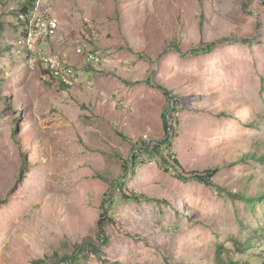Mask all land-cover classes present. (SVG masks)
I'll list each match as a JSON object with an SVG mask.
<instances>
[{
  "label": "rangeland",
  "instance_id": "rangeland-1",
  "mask_svg": "<svg viewBox=\"0 0 264 264\" xmlns=\"http://www.w3.org/2000/svg\"><path fill=\"white\" fill-rule=\"evenodd\" d=\"M28 1L0 0V264H264V0H39L27 40Z\"/></svg>",
  "mask_w": 264,
  "mask_h": 264
},
{
  "label": "trees",
  "instance_id": "trees-1",
  "mask_svg": "<svg viewBox=\"0 0 264 264\" xmlns=\"http://www.w3.org/2000/svg\"><path fill=\"white\" fill-rule=\"evenodd\" d=\"M39 0H29L28 3H24L21 4L19 7V11H20V15L22 16L23 20L22 22L24 23L23 26V32H21V35H23L24 39H29L32 36V33H36L38 29H40L39 23H32V11L36 10V6L38 4ZM247 7V5H246ZM45 24V23H44ZM34 36V35H33ZM215 46L211 47V49H208L207 52H210L209 50H212ZM205 50H203L204 52ZM205 53V52H204ZM167 95H169L168 92H166ZM168 116H165V127H166V132L167 135H169V133L172 130V126L170 124V121L168 120ZM157 150V149H156ZM137 159V157H136ZM134 161V160H133ZM175 167H178L179 169L182 170V167L179 163V161L175 160L174 161ZM182 172V175H180V178H182V180H187V177H184V172ZM219 173V171H213V172H206V173H191L189 176L190 179L195 180L199 183H203L207 186H214V183L212 182L213 177H215L217 174ZM184 175V176H183ZM138 199V197H137ZM262 200H264V197L261 198ZM104 217H107V213L104 214ZM102 221V220H101ZM229 264H233V263H229Z\"/></svg>",
  "mask_w": 264,
  "mask_h": 264
},
{
  "label": "built area",
  "instance_id": "built-area-1",
  "mask_svg": "<svg viewBox=\"0 0 264 264\" xmlns=\"http://www.w3.org/2000/svg\"><path fill=\"white\" fill-rule=\"evenodd\" d=\"M38 26H40V28L43 26L45 31L52 32L56 28V23L42 24Z\"/></svg>",
  "mask_w": 264,
  "mask_h": 264
}]
</instances>
